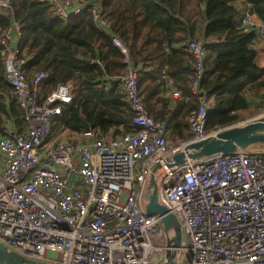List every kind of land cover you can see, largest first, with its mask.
<instances>
[{
  "label": "built area",
  "instance_id": "2783aa9c",
  "mask_svg": "<svg viewBox=\"0 0 264 264\" xmlns=\"http://www.w3.org/2000/svg\"><path fill=\"white\" fill-rule=\"evenodd\" d=\"M35 1L50 2L65 19L91 10L97 28L110 34L97 5ZM11 7L12 0H0L1 11ZM242 24L264 34L248 15ZM113 43L125 59L119 81L134 112V132L107 141L92 129L67 137L62 127L51 137L52 121L73 101L72 87L60 84L43 98L48 76L41 72L28 82L20 23L13 18L0 30V58L27 123L26 133L5 130L0 138V243L46 264H264V151L240 150L177 168L168 164L186 145L245 123L207 130L213 103L199 84L208 42L187 44L196 62L191 91L200 106L188 116L191 138L178 143L171 142L167 122L149 115L129 52L119 38ZM172 97L179 100L181 93ZM151 179L160 204L185 233L181 247L174 246V234H166L161 217L146 212Z\"/></svg>",
  "mask_w": 264,
  "mask_h": 264
},
{
  "label": "trees",
  "instance_id": "16d2710c",
  "mask_svg": "<svg viewBox=\"0 0 264 264\" xmlns=\"http://www.w3.org/2000/svg\"><path fill=\"white\" fill-rule=\"evenodd\" d=\"M97 5L108 31L97 28L91 10L65 19L48 1L12 0V9L0 10V30L21 25V56L31 84L44 72L48 76L42 96L69 83L73 101L50 125V136L65 127L82 133V119L99 139L134 132V112L119 78L126 70L124 55L113 43L119 38L139 75L140 95L149 115L168 124L170 140L191 138L188 116L200 106L191 87L196 62L187 49L190 42L206 43L204 78L199 88L213 106L207 130L225 129L253 109L250 97L264 93V68L258 65L259 28L237 26L232 0H75ZM264 28V0H246ZM257 47V49H255ZM168 80L173 82L167 88ZM179 91L181 99L171 95ZM264 99V98H262ZM260 99L255 111L264 109ZM8 125L25 133L27 124L7 81L0 58V138Z\"/></svg>",
  "mask_w": 264,
  "mask_h": 264
},
{
  "label": "water",
  "instance_id": "95a60500",
  "mask_svg": "<svg viewBox=\"0 0 264 264\" xmlns=\"http://www.w3.org/2000/svg\"><path fill=\"white\" fill-rule=\"evenodd\" d=\"M250 16L253 12L250 11ZM82 128L85 133L91 130L89 124L82 119ZM264 145V116L247 121L239 126L222 130L208 138L190 143L182 150L174 153L169 159L171 167H181L190 162H197L218 155H231L240 150L252 149L255 146ZM145 209L149 216L161 217V222L166 234L172 232L175 247H181L186 242L185 233L178 219L160 204L159 194L155 179L147 184L145 194ZM0 264H46L27 260L7 250L0 243ZM163 264H176L172 261Z\"/></svg>",
  "mask_w": 264,
  "mask_h": 264
},
{
  "label": "crops",
  "instance_id": "0c3cea01",
  "mask_svg": "<svg viewBox=\"0 0 264 264\" xmlns=\"http://www.w3.org/2000/svg\"><path fill=\"white\" fill-rule=\"evenodd\" d=\"M231 4H232V6L236 9V11H237V18H236V25L237 26H240V25H243L242 24V19L244 18V17H246L247 15L248 16H250L249 15V13H250V6H249V4L247 3V1L246 0H232L231 1ZM251 18H252V20H253V22L256 24V26H258V25H261V22H260V20L258 19V17L256 16V15H253V16H250ZM243 26H245V25H243ZM260 35L262 36V38H261V41L259 42V44H258V49H259V54H260V56H259V60H258V65H259V67L260 68H264V34L262 35L261 34V32H260ZM201 43V42H200ZM255 49H257V47L255 48ZM172 86H170L169 84L167 85V88L168 89H170ZM42 94V93H41ZM43 97V96H42ZM44 98V97H43ZM171 98L173 99V100H176V99H174L173 97H172V95H171ZM262 98H264V93L262 94V95H260L258 98L257 97H250V102L252 103L253 102V111H254V109H255V107H256V105L259 103V100L260 99H262ZM262 100H264V99H262ZM250 111V110H249ZM243 113H245V112H243ZM242 113V114H243ZM259 115H263V114H257V116H259ZM254 117H256V116H254ZM83 122V121H82ZM27 124V123H26ZM91 128V127H90ZM62 129L63 128H61L58 132H57V134H55L53 137H55V136H57L61 131H62ZM92 129V128H91ZM4 130H8L9 132H15V133H19L16 129H14V128H12V127H10V126H8V125H6L5 127H4ZM93 130V129H92ZM27 131V130H26ZM82 131L84 132V130H83V128H82ZM65 132H67V134H68V136L67 137H74L75 135H77V134H74V133H71L68 129H66L65 128ZM26 133V132H25ZM20 134H24V133H20ZM4 137V136H3ZM2 138V137H1ZM104 139H106L107 141H109V140H111V139H113V136H111V137H107V138H104Z\"/></svg>",
  "mask_w": 264,
  "mask_h": 264
},
{
  "label": "rangeland",
  "instance_id": "374dc122",
  "mask_svg": "<svg viewBox=\"0 0 264 264\" xmlns=\"http://www.w3.org/2000/svg\"><path fill=\"white\" fill-rule=\"evenodd\" d=\"M197 43H200V42H197ZM257 114H263V116H264V109H260V110L256 109V111L254 109V111L250 110V111H247V112L241 114L240 115L241 120L239 122L240 123L246 122V121L254 118V116H257ZM259 116H262V115H259ZM254 149H258V150L264 151V145L255 146Z\"/></svg>",
  "mask_w": 264,
  "mask_h": 264
}]
</instances>
